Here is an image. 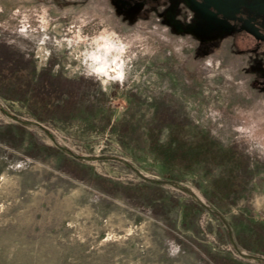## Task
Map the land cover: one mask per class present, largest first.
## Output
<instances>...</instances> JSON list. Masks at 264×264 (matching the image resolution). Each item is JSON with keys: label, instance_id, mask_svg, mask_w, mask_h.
Returning a JSON list of instances; mask_svg holds the SVG:
<instances>
[{"label": "rangeland", "instance_id": "rangeland-1", "mask_svg": "<svg viewBox=\"0 0 264 264\" xmlns=\"http://www.w3.org/2000/svg\"><path fill=\"white\" fill-rule=\"evenodd\" d=\"M227 12L220 0H0V71L16 72L15 85L33 72L39 96L80 104L69 119L40 121L30 95H0V264H264L234 248L211 210L187 208L196 200L182 189L210 206L211 184L239 178L219 214L234 240L254 245L251 222L264 225L263 37ZM151 136L210 139L191 172L168 169L180 179L162 187L157 214L138 191L144 177L164 180Z\"/></svg>", "mask_w": 264, "mask_h": 264}, {"label": "trees", "instance_id": "trees-1", "mask_svg": "<svg viewBox=\"0 0 264 264\" xmlns=\"http://www.w3.org/2000/svg\"><path fill=\"white\" fill-rule=\"evenodd\" d=\"M17 75L18 74L16 72H9L7 74V72L0 71V78H2L3 84L0 85V95L8 99H17L22 101H24L25 97L30 95V98L33 100L32 104L38 105V108L32 111L40 121H47L56 115L59 116L60 119H69L78 110L80 104L75 102L76 99L74 100V96L72 94L67 93V99H63L61 103H56L55 98H51L53 96L50 94H46L47 96H39L40 93H38L37 89L35 88V83L32 79V76H34L33 72L28 75L27 79H25L23 83H18L15 85L13 82L18 79ZM33 106L31 105V109ZM37 110H41V113H38ZM150 139L151 142L149 147L151 153L155 155L157 160L162 162V165L165 168L163 179L172 182H179L178 180L180 178L168 169H173L176 166H179V168H184L186 172H191L192 165L194 162H196L195 160L206 157L205 155L207 154L208 149L205 148L204 150V146L209 145L210 141L208 137H205L206 142L204 145H202L199 142L187 143L178 139L176 136H172L169 141L160 144L157 138H154V136H151ZM236 178L237 177H233L231 180L229 179L225 182L222 181L213 185L211 184L209 186L210 188L208 187V189L205 191V196L208 203L217 212H219V209L222 207V205H228L230 203L229 199L232 193L233 198L230 200L234 201V199L237 198V194L241 189L242 184L240 183L241 181L239 178L237 179L239 182L236 184L234 182ZM141 184L142 189L139 188L138 191H147V193L150 195V197L147 199L152 202L151 205L153 208H155V213L157 214L158 209L164 207L162 204L155 202V200L157 201L160 200V198H164V191L162 189L163 185L149 182H141ZM134 195L135 194L132 196L134 197ZM139 197L140 196L136 198ZM185 206L187 208H192L194 213L195 211L199 212L203 209L202 206L191 200L186 202ZM251 223L250 232L252 233L251 238L254 236L252 238L255 242L254 245L249 243L250 238L244 236L242 237L241 235L237 237L235 242L238 246H241L243 249L249 252L264 256V225L261 223Z\"/></svg>", "mask_w": 264, "mask_h": 264}, {"label": "flooded vegetation", "instance_id": "flooded-vegetation-1", "mask_svg": "<svg viewBox=\"0 0 264 264\" xmlns=\"http://www.w3.org/2000/svg\"><path fill=\"white\" fill-rule=\"evenodd\" d=\"M164 1V0H162ZM226 5L227 11L232 10L231 15L235 20L234 26L238 29L242 28L243 33L247 28V23L256 26L261 31L263 41L260 45L263 46L262 52L264 53V0H220ZM184 3L193 6H200L204 3V0H183ZM213 11L217 12L212 8ZM222 19H225L222 14L219 15ZM220 34L221 31H220ZM238 34V33H237ZM236 34V35H237Z\"/></svg>", "mask_w": 264, "mask_h": 264}, {"label": "water", "instance_id": "water-1", "mask_svg": "<svg viewBox=\"0 0 264 264\" xmlns=\"http://www.w3.org/2000/svg\"><path fill=\"white\" fill-rule=\"evenodd\" d=\"M25 124H31V125H34V126H37V127H41V124H39V123H37V122H25V121H23ZM144 179H145V181H148L149 183H154V184H160V185H166V184H174L175 185V182H172V181H168V180H152V179H147V178H145L144 177ZM178 187H180V188H182L181 186H178ZM182 189H184L185 191H187L190 195H191V191L190 190H188V189H185V188H182ZM192 197V196H191ZM194 198V197H193ZM195 200H196V203L197 204H199L200 206H202L203 208H206V209H209V210H211L215 215H217V216H219L220 218H221V220L224 222V224L227 226V229H228V233H229V238H230V240L232 241V243H233V246H234V248L238 251V252H240V254L242 255V256H244V257H247V258H250V259H256V260H261V261H263L264 262V258L262 257H259V256H252V255H247V254H243L240 250H239V248H238V245L236 244V242H235V240H234V237H233V235H232V233H231V230H230V228H229V226H228V223L226 222V220H225V218L221 215V214H219V212H217L216 210H214L211 206H208L205 202H202V201H199L197 198H194Z\"/></svg>", "mask_w": 264, "mask_h": 264}, {"label": "clouds", "instance_id": "clouds-1", "mask_svg": "<svg viewBox=\"0 0 264 264\" xmlns=\"http://www.w3.org/2000/svg\"><path fill=\"white\" fill-rule=\"evenodd\" d=\"M97 71H103V69L101 68V69H96ZM123 75H124V72H123V69L121 68L120 69V72H119V77L118 78H123Z\"/></svg>", "mask_w": 264, "mask_h": 264}, {"label": "bare ground", "instance_id": "bare-ground-1", "mask_svg": "<svg viewBox=\"0 0 264 264\" xmlns=\"http://www.w3.org/2000/svg\"><path fill=\"white\" fill-rule=\"evenodd\" d=\"M191 196L194 198H197L199 201L204 202L203 200H201L194 192L191 191Z\"/></svg>", "mask_w": 264, "mask_h": 264}]
</instances>
